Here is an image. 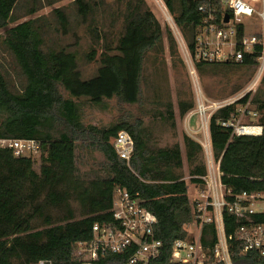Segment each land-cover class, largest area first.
Listing matches in <instances>:
<instances>
[{
  "label": "trees",
  "instance_id": "trees-1",
  "mask_svg": "<svg viewBox=\"0 0 264 264\" xmlns=\"http://www.w3.org/2000/svg\"><path fill=\"white\" fill-rule=\"evenodd\" d=\"M62 1L0 0V139L33 140L40 147L38 156L19 157L0 149V264H83L95 238L93 227H120L112 214L117 189L157 220L155 236L162 248L150 264H188L172 260L171 245L194 241L186 229L195 210L186 177L196 189L204 187V148L183 134L185 175L180 144L158 146L154 135L158 125L176 134V110L183 119L196 109L178 42L170 28L163 30L146 0H73L54 7ZM161 1L193 54L200 27L212 23L200 11L202 3ZM166 54L176 75L175 101ZM258 56L239 63L194 62V68L199 82L224 84L220 93H206L224 100L249 84ZM91 65L96 70L85 78L84 67ZM250 97L257 113L251 123L263 132L232 136L226 123ZM112 100L135 107L136 113L129 111L106 127L83 122L85 108L109 111ZM207 128L212 158L230 193L227 200L264 193V74L253 95L212 112ZM120 132L133 140L128 161L113 146ZM83 145L105 160L90 174L76 165ZM251 219L264 224V213ZM247 223L223 211L232 264H264L258 253H245L238 238ZM199 243L207 264L212 263L218 244L214 222L202 225ZM135 252L134 245L120 253L100 250L96 263L127 264Z\"/></svg>",
  "mask_w": 264,
  "mask_h": 264
},
{
  "label": "built area",
  "instance_id": "built-area-1",
  "mask_svg": "<svg viewBox=\"0 0 264 264\" xmlns=\"http://www.w3.org/2000/svg\"><path fill=\"white\" fill-rule=\"evenodd\" d=\"M195 1L202 3L200 11H206L212 23L200 27L195 39L193 54L179 33L177 41L195 87L198 100L197 115L201 123L208 126L212 112L236 103L247 94L253 95L261 82L264 74V0ZM155 2L167 16L170 27L176 30L162 1L155 0ZM226 17H228L227 23L224 22ZM253 53L259 54L258 67L244 90L234 97L205 106L198 98L200 87L194 62L239 63ZM250 101L251 97L244 104H239L237 116L226 123L227 127L232 128V136H260L262 134L263 128L251 123V120L257 118V113L252 110ZM113 146L121 159L128 161L131 158L134 144L128 133L120 132L113 140ZM0 149H10L16 157L38 156L40 153L39 144L33 140L0 139ZM203 180L204 187L201 190L195 189L197 195L192 205L193 210L195 209L194 218L200 231L203 224L214 222L216 225L218 244L214 253L215 263L232 264L227 239L224 235V210L249 222L237 231L244 252H256L264 257V224H255L251 219L258 212L264 213V208L258 211L254 207L256 204H264V193L243 194L228 201L230 193L221 183L219 163H215L212 158L207 162V176ZM112 200L113 218L120 222V227L94 226L95 238L85 250L89 257L83 264H97L100 250L120 253L133 245L136 246V252L127 264H150L159 256L162 248V242L155 236L156 218L141 208L136 200L124 190L117 189ZM199 237L200 234L194 238L192 243L184 240L174 241L171 245L172 260L178 263L204 264L205 255L203 256Z\"/></svg>",
  "mask_w": 264,
  "mask_h": 264
},
{
  "label": "rangeland",
  "instance_id": "rangeland-1",
  "mask_svg": "<svg viewBox=\"0 0 264 264\" xmlns=\"http://www.w3.org/2000/svg\"><path fill=\"white\" fill-rule=\"evenodd\" d=\"M72 1L73 0H64L61 3L55 5L54 7L58 8V7L66 6ZM107 1L112 2L114 0H107ZM146 2L148 6L150 7V9L152 10V12L154 13V15L156 16V18L158 19L163 30L165 28L171 29L172 27H170V25L167 22V16L163 13L162 9H160V7L155 2V0H146ZM163 6L162 8L164 9ZM51 10L52 8L46 9L42 12V14H47ZM171 31L177 40L178 32L176 30H173V28L171 29ZM164 43H165V46H167L166 39H164ZM166 57H167L168 65H169V77H170L171 90H172L173 98L175 101L176 75L173 73V71L170 68L169 58L167 54H166ZM95 70H96L95 65L84 67V71H83L84 77L86 78V77L93 75ZM189 78L191 79V82L193 84L191 76ZM198 82H199V79H198ZM199 87H200V95L198 98L201 99V101H203L205 106H208L213 102L221 101V100L212 99L206 95V93L216 95L223 90L224 84L221 83L220 80L206 79L204 80V82H199ZM193 88H194V93L196 96V109L193 112H191L189 115H187L185 118L182 119L179 117V114L177 113V110L175 107L176 134L169 126H166V125H158L154 128V135L156 137L158 146L173 145L175 143L180 144L181 149H182L183 161L185 164V167H184L185 175L187 173V163H186V158H185L184 144L182 140V136L184 133H187L188 135L193 137L203 146L206 164L208 160L212 158L207 125L204 123L203 124L201 123L197 115V111H196L198 110L197 109L198 100H197V95H196L194 84H193ZM110 104L112 106V109L109 111H101V110L93 109V108L92 109L85 108L84 113H83V122L87 125L89 124V125H93L97 127H106L114 123L115 121H117L121 116H123V114L129 111L132 112L133 114L136 113L135 107L132 108L125 104H119L116 100L110 101ZM192 116H197V117L192 118ZM35 158L38 159V157H35ZM104 163H105V160L102 154L99 151L89 147L88 145H83L81 149L77 150L76 165L81 173L90 174L93 171L100 168L102 165H104ZM37 169L38 167H36V170ZM186 182L188 186V196H189L190 204L192 205L194 202V199L196 198L197 191L195 190L196 188L193 185L188 183V177H186ZM254 207L256 210L260 211V210H263L264 204H256ZM186 229L193 236V238H197L200 234V228L194 218L193 211H192L191 223L186 226ZM203 260H204V264H207L205 256ZM215 262H216V259H214V261L210 264H217Z\"/></svg>",
  "mask_w": 264,
  "mask_h": 264
},
{
  "label": "water",
  "instance_id": "water-1",
  "mask_svg": "<svg viewBox=\"0 0 264 264\" xmlns=\"http://www.w3.org/2000/svg\"><path fill=\"white\" fill-rule=\"evenodd\" d=\"M224 22H225V23H227V22H228V17H226V18H225Z\"/></svg>",
  "mask_w": 264,
  "mask_h": 264
}]
</instances>
